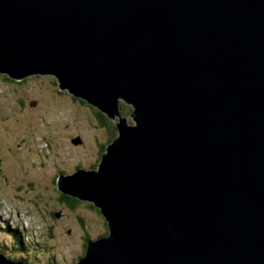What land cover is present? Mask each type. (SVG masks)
Returning a JSON list of instances; mask_svg holds the SVG:
<instances>
[{
  "label": "water",
  "instance_id": "95a60500",
  "mask_svg": "<svg viewBox=\"0 0 264 264\" xmlns=\"http://www.w3.org/2000/svg\"><path fill=\"white\" fill-rule=\"evenodd\" d=\"M0 75L115 122L56 180L108 228L75 264H264V0H0Z\"/></svg>",
  "mask_w": 264,
  "mask_h": 264
},
{
  "label": "rangeland",
  "instance_id": "374dc122",
  "mask_svg": "<svg viewBox=\"0 0 264 264\" xmlns=\"http://www.w3.org/2000/svg\"><path fill=\"white\" fill-rule=\"evenodd\" d=\"M129 114L121 110L132 125ZM94 116L89 106L60 91L54 76L14 83L0 77V253L6 258H18L4 235L7 227L25 232L29 264H75L85 256L86 238L108 234L93 205L68 209L55 184L58 174L89 170L100 161L99 147L110 131L99 128Z\"/></svg>",
  "mask_w": 264,
  "mask_h": 264
},
{
  "label": "trees",
  "instance_id": "16d2710c",
  "mask_svg": "<svg viewBox=\"0 0 264 264\" xmlns=\"http://www.w3.org/2000/svg\"><path fill=\"white\" fill-rule=\"evenodd\" d=\"M0 77H2V75H0ZM3 78L5 79V80H7V81H10L11 83H14V82H16V81H12V80H10V79H8V78H5L4 76H3ZM23 81V80H22ZM19 82H21V81H19ZM123 107H121V110H123V109H125V110H127L128 112H130V114H131V108H129V107H126V106H124V105H122ZM95 111V110H94ZM96 113V115L98 114L100 117H103V116H101L98 112H95ZM129 114V115H130ZM100 121H103V124H105V123H107V120H106V118L105 117H103ZM115 135V134H114ZM113 135V136H114ZM104 151L102 150V153H103ZM59 200H60V202H62L68 209H70V210H74L75 208H76V206L78 205V204H80V202L78 201V200H76V199H73V198H70V197H66V196H63V195H60L59 196ZM91 208H93L92 206H91ZM25 232H23V231H20V230H18V229H16V228H13V229H11L10 230V228L9 227H7L6 229H4V235L5 236H8V238H10V240L11 241H13L12 242V245H11V248L13 249H7V248H4L3 247V249H1V250H3V251H5V250H9V251H11L12 250V252H14V253H16L17 254V252H18V254H17V256H18V258H17V261H22V262H24V263H27V264H29L30 262L27 260V257L29 258V259H31V257H30V255L28 254V251H29V246H30V244H28L25 240H24V234ZM27 237H29L30 239H33L32 238V236H27ZM85 246H86V244H85ZM86 248V247H85ZM1 254V253H0ZM34 260L35 261H37V259L36 258H34Z\"/></svg>",
  "mask_w": 264,
  "mask_h": 264
},
{
  "label": "flooded vegetation",
  "instance_id": "af4514ba",
  "mask_svg": "<svg viewBox=\"0 0 264 264\" xmlns=\"http://www.w3.org/2000/svg\"><path fill=\"white\" fill-rule=\"evenodd\" d=\"M74 101L75 102H77V103H82V104H86L85 102H83V101H81V100H77V99H74ZM87 106H89L88 104H86ZM89 108L90 109H92L93 110V113L95 114V120L97 121V126L99 127V128H101V129H107V130H109L110 132H109V138H107L106 139V144L105 145H103V146H100L99 147V156L101 155V151L103 150L104 152H105V149H106V146L109 144V143H111L112 141H113V139L117 136V130H116V126H115V123L114 122H112V121H110V120H108L107 119V117L106 116H104L103 114H101V113H99L97 110H95L94 108H92V107H90L89 106ZM95 110V111H94ZM95 112H98L101 116H103V117H105L106 118V120H107V123H105V124H103V121H100L103 117H100L98 114L96 115V113ZM115 134V135H114ZM114 135V136H113ZM97 162V161H96ZM98 163L99 162H97V165H96V167H90V165H89V170H91V169H96L97 168V166H98ZM57 178V177H56ZM55 184H56V180H55ZM80 202V201H79ZM87 203V202H86ZM90 204V203H89ZM106 223V222H105ZM107 226V225H106ZM89 241V239H87L86 238V242H85V244H87V242ZM86 246L84 245V248H85ZM85 250H86V248H85Z\"/></svg>",
  "mask_w": 264,
  "mask_h": 264
},
{
  "label": "bare ground",
  "instance_id": "6f19581e",
  "mask_svg": "<svg viewBox=\"0 0 264 264\" xmlns=\"http://www.w3.org/2000/svg\"><path fill=\"white\" fill-rule=\"evenodd\" d=\"M25 236V235H24ZM26 241V240H25Z\"/></svg>",
  "mask_w": 264,
  "mask_h": 264
}]
</instances>
